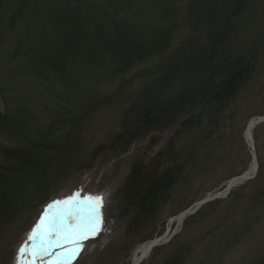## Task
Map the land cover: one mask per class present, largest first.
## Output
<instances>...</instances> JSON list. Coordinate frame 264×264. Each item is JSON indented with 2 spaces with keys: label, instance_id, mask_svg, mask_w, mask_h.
Returning a JSON list of instances; mask_svg holds the SVG:
<instances>
[{
  "label": "rangeland",
  "instance_id": "374dc122",
  "mask_svg": "<svg viewBox=\"0 0 264 264\" xmlns=\"http://www.w3.org/2000/svg\"><path fill=\"white\" fill-rule=\"evenodd\" d=\"M129 1L136 22L163 23L152 13L154 2ZM173 1L182 10L192 4ZM20 2L0 0V167H11L10 151L49 141L56 147L23 190L18 212L0 225V264H17L14 254L47 206L76 193L98 195L104 206L102 230L82 242L75 264H131L140 246L164 238L141 264H261L264 123L253 132V148L245 133L251 120L264 118V0L239 16L212 0L164 53L125 73L110 61L102 68L75 64V85H63L47 68L36 76L39 65L18 52L30 43L41 51L35 30L26 36L20 28L32 6L12 23ZM243 66L247 78L223 112L210 104L199 116L190 105L155 129L135 126L143 116L133 109L163 90L161 100L196 99L192 91L215 89ZM254 159L257 170L249 173ZM185 212L182 224L172 222Z\"/></svg>",
  "mask_w": 264,
  "mask_h": 264
},
{
  "label": "trees",
  "instance_id": "16d2710c",
  "mask_svg": "<svg viewBox=\"0 0 264 264\" xmlns=\"http://www.w3.org/2000/svg\"><path fill=\"white\" fill-rule=\"evenodd\" d=\"M148 1L155 3L152 13L162 24L147 25L136 22L129 15V0H111L107 4L91 0H21L12 23H15L17 16L23 15L26 6V10L32 6L28 19L21 23L20 28L25 31L26 36L35 30L41 51L30 43L29 48L24 51L19 45L18 52H24L26 57H32V64L39 65V69L35 71L36 76L42 78V68H47L59 77L63 85L77 84V79L71 72L75 64L85 68H102L104 65L108 66L110 61L113 65L108 67L117 73H125L132 65L167 51L179 28L193 19L199 10L208 7L212 0H192V4L184 10L173 0ZM253 5L254 0H224L221 7L227 8L230 16H239L242 13H251ZM137 15L142 13L134 14ZM23 18L24 16L21 19ZM247 72V67H240L217 84L215 89L207 88L204 93L192 91L196 99L189 97V94L175 102L161 100L163 90L149 102L133 109L137 116H143L136 120L135 126L143 125L155 129L156 124L174 120L182 111L190 108V105L199 110V116L208 112L210 104L213 109L219 105L215 109L221 113L240 93ZM139 107L144 110L140 111ZM3 116L0 112V125ZM50 143L51 141L33 144L28 150L5 153L12 165L7 168L0 167V225L10 221L18 212V199L23 195V190L30 186V179L36 178L44 170L48 162L46 154L56 147L54 143L50 147ZM37 183L39 185V181ZM143 194L139 187L137 195L145 200Z\"/></svg>",
  "mask_w": 264,
  "mask_h": 264
},
{
  "label": "snow or ice",
  "instance_id": "6c2138e0",
  "mask_svg": "<svg viewBox=\"0 0 264 264\" xmlns=\"http://www.w3.org/2000/svg\"><path fill=\"white\" fill-rule=\"evenodd\" d=\"M103 198L76 193L47 206L14 254L17 264H75L83 241L102 230Z\"/></svg>",
  "mask_w": 264,
  "mask_h": 264
},
{
  "label": "bare ground",
  "instance_id": "6f19581e",
  "mask_svg": "<svg viewBox=\"0 0 264 264\" xmlns=\"http://www.w3.org/2000/svg\"><path fill=\"white\" fill-rule=\"evenodd\" d=\"M252 125V122H250V126ZM256 129L255 128H247L246 129V133H245V137L246 139L248 140V142L250 143V138L252 136L253 138V132L254 130ZM255 164H253L251 166V169L249 171V173H252L255 171ZM237 182V180H231L228 185H234L235 183ZM187 217V213H182L181 215H179L178 217L172 219V222H177L179 225L183 223L184 219ZM165 238L163 240H155V241H151V242H148L146 244H143L142 246H140L138 248V250H136L135 254H134V257L132 259V262L131 264H141L149 255L150 253L153 251L154 248H156L157 246H159L160 242L164 241Z\"/></svg>",
  "mask_w": 264,
  "mask_h": 264
},
{
  "label": "water",
  "instance_id": "95a60500",
  "mask_svg": "<svg viewBox=\"0 0 264 264\" xmlns=\"http://www.w3.org/2000/svg\"><path fill=\"white\" fill-rule=\"evenodd\" d=\"M252 122V125L250 126V123L248 125V128H255L257 125H259L260 123H263L264 122V118L262 119H254L251 121ZM250 142L252 143V137L250 138ZM254 164H255V168H257V162H256V159H254Z\"/></svg>",
  "mask_w": 264,
  "mask_h": 264
}]
</instances>
